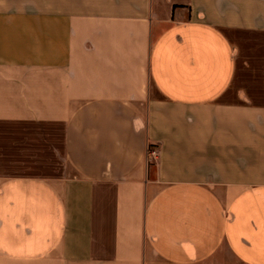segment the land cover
Masks as SVG:
<instances>
[{
	"label": "crops",
	"instance_id": "crops-1",
	"mask_svg": "<svg viewBox=\"0 0 264 264\" xmlns=\"http://www.w3.org/2000/svg\"><path fill=\"white\" fill-rule=\"evenodd\" d=\"M0 264H264V0H0Z\"/></svg>",
	"mask_w": 264,
	"mask_h": 264
},
{
	"label": "built area",
	"instance_id": "built-area-1",
	"mask_svg": "<svg viewBox=\"0 0 264 264\" xmlns=\"http://www.w3.org/2000/svg\"><path fill=\"white\" fill-rule=\"evenodd\" d=\"M150 154H151V155H154V154H155V151H151Z\"/></svg>",
	"mask_w": 264,
	"mask_h": 264
},
{
	"label": "rangeland",
	"instance_id": "rangeland-1",
	"mask_svg": "<svg viewBox=\"0 0 264 264\" xmlns=\"http://www.w3.org/2000/svg\"><path fill=\"white\" fill-rule=\"evenodd\" d=\"M251 89L253 90V87H251Z\"/></svg>",
	"mask_w": 264,
	"mask_h": 264
}]
</instances>
